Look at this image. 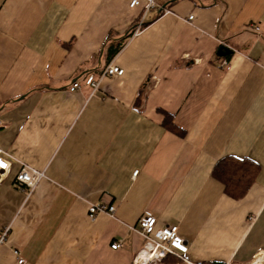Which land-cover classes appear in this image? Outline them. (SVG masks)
<instances>
[{
	"label": "crops",
	"instance_id": "0c3cea01",
	"mask_svg": "<svg viewBox=\"0 0 264 264\" xmlns=\"http://www.w3.org/2000/svg\"><path fill=\"white\" fill-rule=\"evenodd\" d=\"M132 1L0 0V264H134L146 215L188 246L158 264H264V0ZM226 157L259 168L239 199Z\"/></svg>",
	"mask_w": 264,
	"mask_h": 264
},
{
	"label": "built area",
	"instance_id": "2783aa9c",
	"mask_svg": "<svg viewBox=\"0 0 264 264\" xmlns=\"http://www.w3.org/2000/svg\"><path fill=\"white\" fill-rule=\"evenodd\" d=\"M140 0H133L131 7L138 6ZM156 6L155 0H149L147 5V11ZM190 16L188 20H192ZM140 26L137 27L132 36H136L140 30ZM259 30V28H256ZM227 61H223L221 66H226ZM124 69L116 66L115 64H109L102 72L100 77H96L91 74L85 79V84L90 86L94 91L100 86L101 80L104 77L122 76ZM80 88L79 83H74L70 88L71 91ZM0 163L5 167H0V182H2L10 173L13 160L7 155V153L0 150ZM138 172H135V175ZM44 177L43 172H38L26 165L22 167L15 178V184L18 188L31 192L40 180ZM90 216H96L99 212H107L112 214L115 211V207L110 205H92L90 206ZM157 220L151 215L142 217L139 221V233L144 239V245L136 255L134 264H158L167 259L168 256H183L188 252V246L185 240L179 235L178 227L176 225H170L163 228H157ZM10 234V227L0 226V247L3 246ZM123 245L120 241H115L112 244V249L121 248ZM24 259L19 258L18 264H23ZM188 263V262H186Z\"/></svg>",
	"mask_w": 264,
	"mask_h": 264
},
{
	"label": "trees",
	"instance_id": "16d2710c",
	"mask_svg": "<svg viewBox=\"0 0 264 264\" xmlns=\"http://www.w3.org/2000/svg\"><path fill=\"white\" fill-rule=\"evenodd\" d=\"M118 51L119 48L117 47L111 56L116 54ZM165 120V125L168 129L177 134L182 133L181 130H179L173 124L170 115L166 114ZM258 170V166L250 160L226 157L218 162L214 169L213 175L222 181L228 195L239 199L243 197L250 188L258 173ZM166 261L177 263L178 259H175L170 255L167 257Z\"/></svg>",
	"mask_w": 264,
	"mask_h": 264
},
{
	"label": "water",
	"instance_id": "95a60500",
	"mask_svg": "<svg viewBox=\"0 0 264 264\" xmlns=\"http://www.w3.org/2000/svg\"><path fill=\"white\" fill-rule=\"evenodd\" d=\"M227 53H230V52L225 46L220 48V50H219L220 55H226Z\"/></svg>",
	"mask_w": 264,
	"mask_h": 264
},
{
	"label": "snow or ice",
	"instance_id": "6c2138e0",
	"mask_svg": "<svg viewBox=\"0 0 264 264\" xmlns=\"http://www.w3.org/2000/svg\"><path fill=\"white\" fill-rule=\"evenodd\" d=\"M0 167H5V165H3L2 163H0Z\"/></svg>",
	"mask_w": 264,
	"mask_h": 264
}]
</instances>
